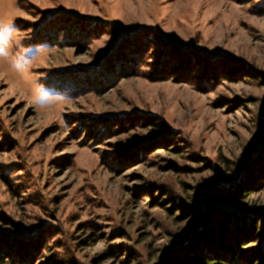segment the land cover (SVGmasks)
Here are the masks:
<instances>
[{
  "label": "rangeland",
  "instance_id": "374dc122",
  "mask_svg": "<svg viewBox=\"0 0 264 264\" xmlns=\"http://www.w3.org/2000/svg\"><path fill=\"white\" fill-rule=\"evenodd\" d=\"M9 18L28 56L49 18L70 39L28 78L54 107L0 66V264H264V0H0Z\"/></svg>",
  "mask_w": 264,
  "mask_h": 264
},
{
  "label": "clouds",
  "instance_id": "9594fccd",
  "mask_svg": "<svg viewBox=\"0 0 264 264\" xmlns=\"http://www.w3.org/2000/svg\"><path fill=\"white\" fill-rule=\"evenodd\" d=\"M19 31L13 19H0V66L7 67L17 79L27 80L29 85L27 94L35 110L41 111L54 107V105L48 106L41 103L44 98L43 85L39 84L36 79L28 80L32 75L33 66L47 51V46H35V54L28 56L29 47L24 45V38L19 35ZM71 99L66 95L61 97L58 103H70Z\"/></svg>",
  "mask_w": 264,
  "mask_h": 264
},
{
  "label": "trees",
  "instance_id": "16d2710c",
  "mask_svg": "<svg viewBox=\"0 0 264 264\" xmlns=\"http://www.w3.org/2000/svg\"><path fill=\"white\" fill-rule=\"evenodd\" d=\"M65 29H69L68 27L66 28L65 26L64 27H60V25L58 26V22L53 19V18H49L47 19L44 24H41L39 26H36L35 27V32H34V38L28 43V45H40V44H53L56 40V39H59V38H62L61 36L63 34L67 35V33H65ZM90 28H88L86 30V32L89 30ZM96 29H94L93 31H95ZM76 33V32H75ZM70 34V33H69ZM64 37V36H63ZM65 39L69 40L70 39V36L67 35L64 37ZM75 39V38H74ZM127 42H123L122 45L120 46V48H124V52H125V49H126V46H127ZM137 46V45H135ZM119 48V49H120ZM170 51V50H169ZM167 51L165 53V56H169L170 53H172L173 51ZM127 56L125 55H122L121 57H123L122 59H125V61L128 63L127 66H129V68L131 69V71H136V66L139 65V61L138 59L140 58L139 55H138V58H132L133 56H130V54H127ZM183 61V60H181ZM136 69V70H134ZM129 71V70H128ZM126 71V73L128 72ZM168 76V75H167ZM45 86L47 87H51V88H55V89H59L57 87V85H54V84H48V83H45ZM264 171H261L260 175L263 174ZM250 177H252V175H250ZM247 188L248 186H243L239 189H237L235 192H232V193H224L222 194L221 196H224L226 198H230V200L232 201H237L236 198L240 197V196H246L247 194H242V192H248L247 191ZM208 199V198H206ZM220 217V222L223 224L222 226L219 227V235H225L227 236V242L224 241V243H222V245H227V246H234V245H242L241 243V237L240 235L238 234H235V231L233 229V225H231V222H230V215L228 217L227 213L225 211H221V216ZM211 245L213 244L214 245V241H211ZM218 245V244H217ZM215 245V246H217ZM225 248V247H223ZM213 249L215 250L216 248L213 247ZM219 250V248H217ZM221 250H224L221 248ZM210 256V255H209ZM207 259V258H206ZM205 258H201V257H196V261L198 262V264H213V263H210V261H207ZM175 260V263L174 264H179V262L177 261V259H174ZM190 261V259L188 260Z\"/></svg>",
  "mask_w": 264,
  "mask_h": 264
}]
</instances>
